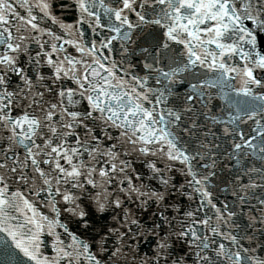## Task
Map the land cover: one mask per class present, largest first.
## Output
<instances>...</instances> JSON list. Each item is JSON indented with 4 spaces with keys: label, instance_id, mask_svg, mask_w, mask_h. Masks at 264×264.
Segmentation results:
<instances>
[{
    "label": "snow or ice",
    "instance_id": "1",
    "mask_svg": "<svg viewBox=\"0 0 264 264\" xmlns=\"http://www.w3.org/2000/svg\"><path fill=\"white\" fill-rule=\"evenodd\" d=\"M0 234V264H264V0H0Z\"/></svg>",
    "mask_w": 264,
    "mask_h": 264
}]
</instances>
